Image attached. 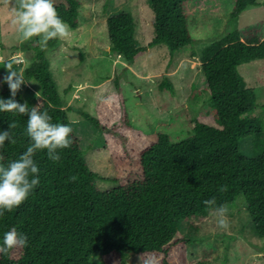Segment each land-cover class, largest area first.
<instances>
[{"label": "trees", "instance_id": "obj_1", "mask_svg": "<svg viewBox=\"0 0 264 264\" xmlns=\"http://www.w3.org/2000/svg\"><path fill=\"white\" fill-rule=\"evenodd\" d=\"M192 0H149L154 12V36L146 45L135 37V20L130 12L111 14L107 18L111 51L136 63L154 45L166 46L172 56L186 46L194 45L189 15ZM204 3L206 0H197ZM234 15L259 0H234ZM62 20L72 28L80 26V0H53ZM0 0V9H1ZM59 39L50 40L56 46ZM36 43V39L34 40ZM199 56L208 81L212 109L193 120V130L185 138L174 140L169 132H144L131 127V136L118 132V110L125 108V96L119 91L107 94L96 106V115L83 112L85 118L104 133L107 146L117 148L134 144L140 174L123 178L101 188L98 180L106 179L93 170L85 157L73 123L50 67L46 49L37 50L36 58L24 65L11 56L14 68L22 71L25 85L16 100L23 104L28 82L40 89V96L29 109L38 106L47 111L52 123L71 127V145L58 150L59 162L50 161L47 151L34 156L40 171V184L27 200L11 212L0 216V242L5 232L15 229L28 237V246L0 254V264H94L99 254L102 264H128L129 255H137L142 264H188L190 239L179 230L183 221L205 218L221 205L243 195L256 230L264 237V150L247 155L242 138L264 133V123L254 115L257 95L245 84L238 66L245 61L264 59V38L257 27L236 29L206 45ZM118 85V84H117ZM159 89L175 92L172 80L163 74ZM0 98L9 99L6 83L0 87ZM125 116V114H124ZM27 115L0 113V133L12 129L16 144L5 143L0 149V164L19 158L30 143L25 129ZM107 126L108 131H103ZM113 128V131L110 129ZM106 129V130H107ZM71 177H75L72 180ZM227 186L226 191H219ZM215 199L209 208L203 202ZM97 261H95L96 263Z\"/></svg>", "mask_w": 264, "mask_h": 264}, {"label": "rangeland", "instance_id": "obj_2", "mask_svg": "<svg viewBox=\"0 0 264 264\" xmlns=\"http://www.w3.org/2000/svg\"><path fill=\"white\" fill-rule=\"evenodd\" d=\"M80 26L58 40L56 46L46 48L50 67L63 98L64 107L84 149L90 167L106 179L98 180L105 189L116 182L107 180L120 173L123 178L134 179L140 174L134 144H126L119 151L107 146L104 133L83 115L87 111L96 115L99 101L113 91L125 98L124 110H118V132L131 136V127L123 119L144 132H169L174 140L187 137L193 130V120L199 114L207 115L212 109L208 81L202 70L200 52L214 40L236 29L257 27L264 38V0L249 5L234 15V0H192L194 11L189 15V27L194 45L186 46L173 56L166 46L148 48L142 59L129 63L111 51L107 18L111 14L130 12L135 20V37L141 45L154 36V12L149 0H80ZM0 9V87L7 73L5 60L18 55L24 65L36 58L41 48L32 41H22L14 19V0H1ZM245 84L254 88L259 106L254 115L264 123V59L242 62L238 66ZM166 74L175 85V92L159 89V80ZM118 84V85H117ZM24 101L34 104L40 92L38 86L28 82ZM125 114V116H124ZM107 126L103 131H108ZM113 131V128L110 129ZM243 151L254 156L264 150V133L241 139ZM229 227L217 225L212 209L205 218L183 221L179 230L190 239L188 264H264V237L256 230L243 195L225 205ZM94 264H102V257H92ZM95 261H97L95 263ZM128 264H142L137 255H129Z\"/></svg>", "mask_w": 264, "mask_h": 264}, {"label": "clouds", "instance_id": "obj_3", "mask_svg": "<svg viewBox=\"0 0 264 264\" xmlns=\"http://www.w3.org/2000/svg\"><path fill=\"white\" fill-rule=\"evenodd\" d=\"M13 11L15 16L12 23L16 26L22 41H32L36 38V43L41 49H46L50 40H63L69 35L68 25L59 16L53 0H14ZM4 67L7 73L3 76V83L8 85L11 98H0V113L27 115L25 132L30 143L18 159L7 165L0 164V216L18 208L40 184V169L34 160L36 153L46 150L50 161L59 162L61 157L58 150L70 147L69 136L72 132L71 127L67 125L52 123V117L46 110L40 111L38 106L29 109L27 102L19 103L16 100L17 93L27 82L22 71L14 68L12 61L7 62ZM36 96L39 98L40 92H37ZM16 127V122H10L9 130L0 133V149L6 142L16 144L12 132ZM2 159L0 156V160ZM71 179L75 180V177ZM218 190L226 191L227 186H220ZM203 203L212 208L216 201L213 198ZM214 212L218 218L217 225L227 229L229 222L225 206L215 208ZM27 246V235L12 229L3 235L0 254L7 256L13 249Z\"/></svg>", "mask_w": 264, "mask_h": 264}]
</instances>
